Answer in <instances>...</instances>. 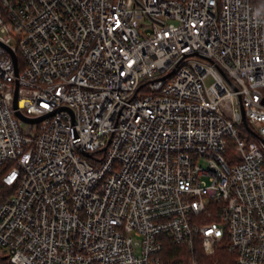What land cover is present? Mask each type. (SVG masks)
<instances>
[{
    "label": "built area",
    "instance_id": "1",
    "mask_svg": "<svg viewBox=\"0 0 264 264\" xmlns=\"http://www.w3.org/2000/svg\"><path fill=\"white\" fill-rule=\"evenodd\" d=\"M261 1L0 0V261L264 264Z\"/></svg>",
    "mask_w": 264,
    "mask_h": 264
},
{
    "label": "trees",
    "instance_id": "2",
    "mask_svg": "<svg viewBox=\"0 0 264 264\" xmlns=\"http://www.w3.org/2000/svg\"><path fill=\"white\" fill-rule=\"evenodd\" d=\"M253 4L257 5L261 3V0H251ZM5 190V186L0 182V200H2L3 192ZM214 220V219H213ZM163 251L160 255L162 264H190V260L196 258L198 260L203 259L202 248L199 246V242L196 243V250L191 252L189 248L184 245H178L175 242L169 240V238L164 237ZM217 256L221 264H237L236 260H234V256L229 254L226 248H221L217 252ZM2 264H10L8 260L2 258L0 261Z\"/></svg>",
    "mask_w": 264,
    "mask_h": 264
},
{
    "label": "water",
    "instance_id": "3",
    "mask_svg": "<svg viewBox=\"0 0 264 264\" xmlns=\"http://www.w3.org/2000/svg\"><path fill=\"white\" fill-rule=\"evenodd\" d=\"M14 61H15V64L17 65V58L16 56L14 55ZM17 67V66H16ZM15 102H14V107L17 108L18 107V89L16 90L15 92ZM242 114H243V117H244V122H245V125L247 124L246 123V117L244 115V109L242 108ZM18 115L22 118V119H25L24 116L21 114V113H18ZM45 117L43 118H39L38 120H34V119H27V120H30L31 122H40L41 120H43Z\"/></svg>",
    "mask_w": 264,
    "mask_h": 264
},
{
    "label": "rangeland",
    "instance_id": "4",
    "mask_svg": "<svg viewBox=\"0 0 264 264\" xmlns=\"http://www.w3.org/2000/svg\"><path fill=\"white\" fill-rule=\"evenodd\" d=\"M258 5L259 6H263V4H262V2L261 3H258ZM213 83V79L210 77L207 81H206V84H207V86H209L210 84H212ZM21 127H22V129L23 130H26V128H27V126L26 125H21ZM256 129V128H255ZM232 143V142H231ZM231 156H233V154H230V157ZM0 264H2L1 262H0Z\"/></svg>",
    "mask_w": 264,
    "mask_h": 264
}]
</instances>
